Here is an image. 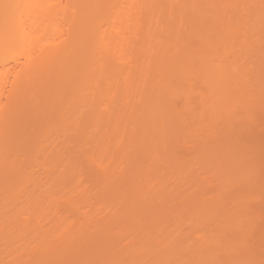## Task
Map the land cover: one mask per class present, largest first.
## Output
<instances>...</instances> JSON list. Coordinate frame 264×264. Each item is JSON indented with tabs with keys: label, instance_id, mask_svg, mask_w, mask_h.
<instances>
[{
	"label": "bare ground",
	"instance_id": "bare-ground-1",
	"mask_svg": "<svg viewBox=\"0 0 264 264\" xmlns=\"http://www.w3.org/2000/svg\"><path fill=\"white\" fill-rule=\"evenodd\" d=\"M25 1L28 2L29 0H24V1L0 0V59L5 56L4 53L7 51L8 48H10L14 44L16 37L18 39V37L21 35L20 33H22V36L25 35V37H27L28 39L30 38V35H28L27 32H24L26 31L25 29L22 28L21 30L20 28L19 30L17 23L19 20V16L22 15L20 13H17V8H16L17 3L18 4H20L21 2L26 3ZM34 1L38 2L40 0H34ZM45 1H46L45 4H47L49 1L52 4L53 0H48V1L45 0ZM45 1L43 0V2ZM69 1L72 5L68 2V4H65V6L66 5H68V7L69 5L73 7L75 6L74 9H77V11H75L77 13H73V14L75 15L82 14L83 16L87 15V13L89 14V16L87 15V17H82L81 15L82 19H80V17L76 15L75 18L78 16L79 20L78 22L76 21L77 18L74 20L77 22L78 28L77 27L76 28L78 29V31L80 29L85 30L84 38L81 36H80L81 38H78L77 35L76 38H78V40L76 39L77 41L76 42L74 41V43L70 42V45L68 43L67 45L68 49H66L65 46L63 45L65 48V49L63 48V50L66 52L69 51L68 53L63 51L64 56L63 54H60V52L58 51L59 47L57 46L59 44L56 46H52L54 43L51 45L47 43V46L49 47H46L37 57L28 58L27 60L28 62H26L24 68L22 69L23 71L21 70L19 72L20 76L18 77L17 75L18 81L16 79L17 83L15 82L16 89H13V94L15 93L17 94L15 95L12 94L14 96V99L23 100L22 101L23 104L28 103L27 101H25V99L28 100L32 98L31 99L32 102H34L33 100H35L34 104L39 100L41 103L38 102L35 107L44 109V107L47 106L48 111L36 112V114L35 112L31 111L33 112L32 113L33 115L30 113V111H28L29 113L26 112L21 113L18 111L19 114L21 113L20 115L21 118L19 120L21 121V123L19 122V124H21L20 127L23 125L22 122H26L25 124H28L29 126L32 125L34 126L36 124L35 125L36 129L35 127L30 128L28 127V125H26L25 127V129L28 128L27 131L21 128L23 131H25V134L28 133L30 134V136H28L27 134L23 135L27 137L26 138L22 137L23 139H19V140L18 138H16L15 133L9 129L10 121L14 120L16 116L5 114L3 111H0V162L3 163V165L0 164V167L2 165L0 169L2 168L6 169L5 172L3 173L4 175H1L0 173L1 175L0 177L4 179L5 178L4 176H6L5 173L9 174L10 178H12L13 180L11 179L7 180L9 179L7 176L9 175L6 176L7 179L5 178V180L10 181V183H12V181L16 179L15 176L19 175V174L16 175L12 169L13 166L15 167L17 164L19 165L20 163V156H19L20 152L22 154L24 153L28 154L30 153V150L31 152L33 150L32 153L35 152L34 150H37L35 152L37 155H40V153L42 154L44 150L41 149L42 150L41 151L40 146L42 147L43 142L53 138L54 136L53 132L56 134V127H58L60 124L74 123L75 127L77 128L76 129L77 131L74 129V132L72 133L74 134L77 132V134H74L76 139L78 138L77 136L79 135L78 133H80L79 135L80 139H77L75 142L78 145H80L79 147L82 149L81 152L89 147L88 142H90L89 145L92 146L90 147L92 149L88 148L87 149L88 151L86 150L85 152H83L82 156L79 157L77 155L78 153H76L77 150L75 149V147H73L74 144H71L74 135H72L70 131L71 134H69L68 136L70 137L73 136L72 139L69 137L70 140L69 144H71V147L70 145L68 146L64 144L63 145L65 146V148L68 147L70 150H72L71 148H74L73 149L74 151L76 150L75 152L76 154L75 153L73 154V150L72 151L68 150L69 154L70 152H72L71 154L73 155L74 159L71 155H69V158L73 162L75 161L74 163L79 166L77 168L76 167L74 168V166L77 165L71 166L73 170L75 169L73 172L76 173V169H80L84 163L85 164L87 163V160L91 163L90 165V163L88 162L90 166H92V164L95 166V167L92 166V168L94 167L96 169L97 166L96 171L101 169L103 170L100 171L101 173L97 174V172L93 168L95 173L98 175V177L96 178L98 180L100 178V181H102L100 189L103 188L102 187L103 183H105V185L113 186V190L111 192L114 194V196L111 193L112 197L110 198L108 197L109 198L108 202L112 204L111 206L109 204V206L112 209H115V211H117L121 207H124L118 210L121 211V213L118 214V216L116 215L117 218L119 217L118 220L120 225L122 223L125 224L124 225L125 228L122 229L120 232L125 234L126 232H128L129 229H132V232L135 233V239L138 240L141 246L140 247L141 250L140 248H138L139 250L138 249L136 250L137 253H135V251L133 253V250L128 253L129 250L128 249L126 250L127 251L126 253L124 249H122L121 247V249L125 253L121 249H120L121 251L118 249H117L118 251H113V249L116 250L117 244H115L116 243L115 241L118 238H116L115 240L111 235H109L110 232L108 231L111 230L108 229V231H106L107 228L105 229L104 227L103 229H101L102 235H100L99 239L96 240L97 237H95L93 238L94 240L89 241L90 240L89 238L88 242H86L85 240H83L85 241V243L82 242V239L88 235L87 234L84 236V234H86L85 232L88 231L87 227H89L92 224L91 222L96 221V218L93 216V214L87 212L85 208V204L87 205V203H90L91 201L88 200L91 199L92 197L91 198L87 197L88 198L87 200L86 198L87 195L84 196V193H82L83 190L81 188V184H77L79 173L77 175V179L75 178L76 174L75 175L73 174L74 178L68 176H67L68 179L61 176L58 177L57 176L58 174H56L57 168L54 167L56 172L53 177L52 175L54 172L52 173V175L51 173L46 174L45 177L43 174L41 175L28 174L29 176L26 174L24 175L23 179L20 178L21 176L19 175L20 177L17 176L20 178V180L17 181V184L18 182L19 184L18 185L10 184V187L12 186L13 187L7 188L6 189L7 192L5 190H2V187H0L1 188L0 191L2 190L6 192V194L3 197H0V199L4 201L5 204L6 202L7 204L8 202H10L8 201L9 200L8 198H11L12 200L13 198L16 197L15 198L16 200L19 194L25 195L24 197H26L28 200L26 201L24 206L21 205L18 206L19 207L17 208L18 212L16 210L17 214H15V216L18 215L17 217L18 221L22 220V216H25L23 218L25 219V221L27 219L28 221L31 220V222H33L32 226H30V224L26 222L25 224L23 223L24 224L23 227L18 229L14 228L16 229V232L13 230V226L17 227L18 223L15 222H12L10 224L9 221L7 222L8 225L6 224L4 225L6 228L5 227L0 228L1 231H3V229H6L3 231L4 233L0 231V243L8 242L7 243L8 245L10 243L11 247L13 246L15 247L8 250L9 255L6 254L9 257H12L13 255V257L15 258V259L12 258L13 260L12 259L9 260L8 256L5 257L4 250L7 251V249L11 247L6 246L5 248V245L7 244L3 245L2 249L4 250L3 252L2 250L0 252V264H50L51 260L53 261L55 257L58 258V259L56 258L57 260L55 261H58L60 258L67 261V257L68 260L71 258L73 260V256H75L74 258L75 261L72 264H126L127 262L128 264H135L137 263L135 261H138L137 264L139 263L141 264L144 262H145L144 264H168L170 260H173V257L175 255H177L180 251H183V249H185L184 247H186V245L188 246L187 243L188 240L186 237H184V239L186 238L187 241L179 238V241H177L178 242L177 243L176 241L169 239L167 236L165 239V235L162 234L163 232L166 233L170 228V226L172 225V221H171L172 210L169 211L166 208H163L161 206L162 204H160L161 207L160 206L158 207L159 204L155 205L158 207V208L154 207L156 208V210L158 209V211L152 209L154 213L157 212L156 216L153 215L155 218L152 217V219L149 220L150 222L144 225L142 224L143 226L140 224V226L142 227L139 226V222L143 220V218H141L140 220L139 215L138 216L135 214L131 215L128 211L127 213L129 214L127 213L126 214L130 217H127V215H125L123 211L128 210L127 208L129 207V204L134 203L132 201L134 200L136 201L137 197H140L139 195H142L145 189L148 190L149 187L151 188V186L149 185L152 181H154L156 178L158 181L162 180L161 177L162 167H163L162 165L171 161L172 163H176V161L179 160L177 159V154H175L173 150L176 148L177 145L186 146L188 143L194 140L197 141L196 139L202 136L200 134H205L204 133L205 131H209L210 133L211 131L215 130V128L216 130L220 129L221 127L225 128L224 125H227V121L232 120L234 117L238 118V114L240 113L244 114L245 116L247 115V118L249 116L250 118H252L251 115L254 114L253 113L255 111L254 109L264 99V77L251 79L248 70L244 67H240L238 61L240 58L247 55L248 50H251L249 48L251 47L250 45L251 43L249 42L251 40H248V43H246L244 42V40H242L243 38L241 39V36L246 37L247 36L246 34H249L251 36L249 38H252L253 36H256L258 32L261 33L262 26L259 25L263 24L264 22L260 24L258 23L260 22V20L264 21L263 19L264 10L258 8L255 9V5H256L255 3H257L258 1L264 3V0L263 1L261 0H74V1L69 0ZM38 4L39 3L35 4L34 7ZM56 4L59 5L60 3L57 2ZM57 5L54 6L57 7ZM251 5H253L254 9L253 11L252 9L251 10L248 9L249 10L248 11L247 8L249 7L251 8ZM52 6L53 4L49 6L50 9L52 8ZM59 6L58 8H60ZM65 6H63V8H65ZM36 8L39 7L36 6L34 8L35 11ZM71 8L72 7H70L69 11L71 10ZM53 9L56 8H52V10ZM66 11H68V9ZM247 11L250 13V15ZM40 13L44 14L43 11L42 12L40 11ZM69 14H67L66 16H68ZM72 15L70 16L71 20H73L74 18ZM21 17L22 16H20V20H19L20 22L22 19ZM247 17H249L250 23L246 22V19H248ZM13 26L15 27L17 26V28ZM258 26L261 27V29H259ZM13 30L15 32L18 30V33L17 32L14 33ZM243 34H245L246 36ZM71 35H73V33ZM69 39L71 40V38ZM71 44L72 46L74 45L75 47H72ZM56 53H59L60 55L59 54L56 55ZM58 55L62 58L58 59ZM229 56H231V58H229ZM115 63H117V66L118 65L119 66L116 67ZM74 66L76 67V71H75L76 76H73L70 73ZM70 76L73 78L68 79L70 78ZM40 77H43V79H41ZM62 77H65V79L67 78L68 81L73 79V81L68 83L65 82L66 84H62V81H60V78ZM38 78L39 80H36ZM44 78L48 82V84L46 83L47 89H45L44 87L46 84L45 83H44L45 85L43 84L44 82L43 80H45ZM36 81H39L40 85L42 83L41 87ZM36 84L39 86H37ZM64 85L66 86L64 87ZM198 86H202L204 89L202 91H198ZM36 87H40L41 90H39V88L37 89ZM61 87H63L64 90H62ZM34 88H36L38 92L37 90L35 91ZM70 88L72 89L70 90ZM61 90L63 91V93H66L68 90L69 95L68 94L67 96L65 95L66 97H70V94L76 91L77 98L74 97L75 93L73 94V96H71L75 98V99L71 98V100L74 99V101H70L69 98H66L64 96L65 97L64 99H66L67 101L66 103L65 100L61 99V97H63V93H61ZM73 90L75 91L72 92ZM35 92L37 94L39 93L40 95L39 94L37 95ZM41 92L43 93L42 96H41L42 94ZM47 92L49 93L50 97H51L50 93L53 96L56 94L55 97L56 96L58 97L61 94L62 96H59L60 102L58 101V99L56 101L55 97H52V102L53 101L54 102L51 103L50 102L51 99L50 97L48 98ZM58 92H60V94H58ZM32 93L33 95H31ZM115 93L116 94L118 93V96L121 98V102L119 100L120 103L116 98L114 99H116L117 101L116 102L113 101L112 98L114 97ZM44 94L45 95L47 94V97ZM197 94H199L201 97V102H200L201 104L198 106L195 105L193 102V97L194 95ZM21 95L25 98L22 99ZM40 97H42L43 99ZM174 97L183 98L182 100L184 101L183 102L184 105H182V107L179 106V108L169 107V109H166L164 105H166L167 107L168 104L166 102L169 103L170 100L173 102L174 99L172 100V98ZM44 98H47L48 101L45 100ZM168 99L170 100L168 101ZM105 101L108 102L106 103ZM62 102L64 103L65 106L68 107L71 106L69 102L70 103L74 102L75 104L77 102L76 106L74 105L77 109V112L74 111L75 114L73 115L72 114L69 115L70 113H64L65 115L63 117L61 116L62 119L56 117L57 116L56 113L53 114L51 110L56 109L55 106L53 105L55 104L62 105L63 104ZM48 103H50L51 105ZM106 104L108 105L106 106ZM64 105L62 106L64 107ZM27 106L28 105H26V107ZM49 106L53 108L50 109ZM84 107L86 108L89 107L88 110L93 109V111L90 113H85L83 112V110H81L82 108L84 109ZM59 109H57L58 112ZM97 109H99V111ZM101 109H103L104 112H102ZM105 111H107V113ZM60 112L63 111L60 109ZM52 116H54V119H56L54 121L55 123L52 122L57 125V126L55 125L56 126L55 128L53 127L55 130L52 128L54 124L51 125L52 123H50V121L53 118L49 120L47 119V118H51ZM40 117L43 118L41 119ZM39 118L41 120L43 119L44 120L39 122L37 121L40 120ZM44 121L46 122L48 121L47 123L50 124H47ZM25 124L22 127H24ZM220 124H224V125H222L221 127L219 126L220 128H218L217 126ZM37 125L41 127H38ZM48 125H51V128ZM228 126H231L230 128H232L231 124L227 125L226 128H229ZM45 127H49L48 130L52 132L53 136L50 134L51 132H48V130ZM38 128L41 129L37 130ZM43 128L46 129L47 131L44 130ZM33 130H37L38 132L37 131L34 132ZM41 131L43 132L46 131L47 133L46 132L44 133H46L47 135L49 134L48 136L46 135L48 137L46 138L47 140L43 141L41 139L40 140L37 139L40 142H38L37 140L33 141L35 138L33 139V137H31L33 135L31 134H35L37 132L36 135L42 138V135L38 134L41 133ZM4 134L6 136H4ZM32 142L34 147L31 148ZM36 144H40V146L38 145L39 146L38 147ZM50 144L49 147L53 146L55 148L53 143L52 145ZM63 145L61 143L60 147ZM112 145H114L115 147L118 146V148H116L117 150L119 149L120 146L122 147L121 151L118 150L120 151V153L116 154V155L119 154L118 155L119 157L118 156H117L118 158L113 157V160L112 157L110 158L111 154L109 153L110 152L109 147H112ZM172 145L174 148L172 147ZM47 146L48 144L44 148L43 147L42 148L48 149ZM57 148L59 149V147ZM112 150L114 149L112 148L111 151ZM176 150L175 151L178 152V149ZM66 153L67 152H65L64 157H66V155L68 157V154ZM15 156L19 158V160L15 161L13 159L16 158ZM49 157L50 159H54L53 157L51 158V156ZM42 158L44 159V156ZM69 158H68L69 161L66 159L67 160L66 164L67 162H69V164L73 163ZM114 158L117 160H114ZM34 159L35 160L37 159L36 162H38L39 164L40 163L42 164V161H44V160L38 161L37 157H34ZM50 161H51L50 164L49 162L45 163V167L48 168V166L51 165V167H49L51 171L52 166L53 165L55 166V164H53L54 161L52 160ZM122 163L124 164L127 163L128 165L126 164V166H128L129 168L126 169V167L124 166L123 167L124 169L122 170V167L120 165ZM4 164L6 165L9 164V167L8 166L6 167ZM20 165L18 167L16 166V168H18L19 170H20ZM118 165H120L119 166L120 171L115 170V167H117ZM68 167L67 169H69ZM9 169L12 171L6 172ZM70 171L71 170H69V172ZM73 172L71 171L69 176H72ZM254 173L252 172V174ZM96 174H94V176ZM224 176L227 179V175L225 174ZM233 176H230V178ZM255 178L256 176L254 177H251V175L250 177L244 176V179H246L249 182L251 181L254 182V180L256 182ZM237 180L240 181V179ZM145 183H147L146 185L149 184L148 185L149 187L148 186L146 187ZM157 184H159V182ZM228 184L226 182V185ZM17 186L19 188L15 189ZM232 187L233 186H231V188ZM256 188L257 187H255V189ZM107 189L108 188H106V191ZM155 189H157V187ZM155 189L153 188V190ZM235 189L232 191L233 193L234 191L237 192V190ZM108 190H110V188ZM151 190L152 189H150V191ZM256 190L257 191L254 192L251 190L253 194L251 193L249 194V196L248 194L246 195V192H243V194L245 193L244 196L246 195L245 197L247 199L249 198L251 199L253 197L262 198V195L264 193H261V191L264 192V188L260 189L259 191V186H258V189ZM2 191L0 192V194H2ZM230 192L231 190H229L228 195L230 194ZM145 193H148V191ZM234 194L237 195V193ZM243 194H241V196L237 195L234 198L237 199L242 197V201H245V199H243L244 196H242ZM223 199L225 198H222V200ZM99 200L100 199L98 200L96 199L97 204L99 202L102 203V201ZM215 200L216 199H214L213 202L210 201L207 206L202 208L203 210L205 209L206 212L208 211L207 213L210 214L211 217H213L212 215H215L216 217L217 216L216 214H218L217 209H219L218 207L220 205L221 200H219L218 198L217 201ZM61 201H63L64 203L66 202L65 204L69 205V207H71L75 212H77L78 215H77V220H75V222L70 223V221H68L67 218L63 217L62 214L58 213L57 210H59L58 207H60L58 205H60L59 202ZM223 201L222 204L224 205L225 202ZM238 201L239 199L237 200V202ZM205 202H203L204 205L207 204V202L206 204ZM120 203H122L123 205ZM1 204L2 203H0V208L2 207L4 210L5 205L2 204L1 206ZM119 205L122 206L119 207ZM242 205L245 208H242L241 205L239 206L243 210H245L246 206L244 205L246 204L243 203ZM117 206L119 207L118 209H116ZM240 207H238V209L240 210H238V212H235L234 214H233L234 211L232 213L228 212L229 214L227 213V215L221 213L222 216L226 215L227 217L225 216L224 219L222 220L223 217L221 218V216H219L222 221L220 224L217 223L220 226L219 227L220 231H222V229L223 230L226 229L225 231L228 232V230L231 229L229 228L231 226L235 227V226H239L240 224L247 225V223L249 225L246 226L245 228L251 227L250 229H252L253 227L252 225L254 221L253 219H255L254 224L257 220V218H255V216L257 215L256 211H252L254 209L252 210L249 209L247 211L246 209L244 213H240L242 212ZM192 210L194 211V209ZM198 210L199 209H197V211ZM200 212L201 211L199 210L198 213L200 214ZM223 212H225V210ZM207 213L204 214L206 215ZM203 216L204 215H202L201 217ZM204 217L206 218V216ZM125 219L127 220L128 224H126L127 222L126 223L123 222ZM219 220L220 219L218 218V221ZM208 221L209 219L207 220V222ZM250 221H252L251 226H250ZM142 222H144V220ZM95 224L96 223H94L93 225ZM210 224H212V222ZM97 226H100V224H98ZM195 227L192 228L195 229ZM8 229L9 230L12 229L14 232L11 230L13 232L11 233V231H9ZM107 232L109 234H106ZM58 233H60V236L62 237H61V243L60 240L58 239L60 245L59 243H57L58 241L56 242L58 245L57 247H59L60 251L58 250V252H56L57 255L55 254L56 255L55 257H51L52 254L48 250L49 255L48 253L45 254L46 256L41 254V257L43 255L42 257L43 260L40 259L41 257L37 253L36 254L39 256L36 257V254L32 255L33 259L31 258V260L28 261L27 260L25 261V259L17 260L18 253H21L20 251H23L22 249L25 250L27 249V247L30 248L35 245L36 241L39 242L44 237L47 239L49 237L50 238L54 237L55 234ZM156 235L160 237L163 236L162 241L161 239H159L160 241L156 242L155 240H158L155 239ZM121 236L123 235L121 234ZM235 238L233 239L234 240L238 239L237 237ZM47 239L44 240L47 241ZM233 239L230 240L232 241ZM241 239L238 240L241 241ZM169 240L171 245L170 244L168 245ZM230 240L228 241L231 242ZM244 240H246V237L244 238ZM93 241L94 244L91 243ZM171 241L175 242L176 244L175 243L172 244L173 242ZM239 241L238 242L236 241L235 244L233 243L234 245L232 244V246L230 245L227 247L226 245H223L226 246L227 248H223L221 243L220 245L222 246L223 249H221L220 251L217 249L218 248L217 246H216L217 248L214 247L216 250H218L217 252L216 251L212 252L213 249L210 251L205 250L206 254L207 252L208 253L210 252V254L209 255L207 254V256L203 258V260L201 259L203 261L202 264H217L218 263L217 261H219V259L222 260V258L225 257L226 254L232 255L235 252L237 246H238L237 248L239 249L241 247L247 246V248H243V249H246V251L252 253L251 251H253L254 249L251 248L250 250H247L248 245H245L246 241L244 242V244L241 241L243 245L239 243ZM80 242L86 244V246L84 245L86 248H83L84 246H82L83 245L82 243H81L82 245L79 244ZM89 242L91 244L90 248L91 249L93 248L92 250L89 249L90 251L88 250L89 246L87 245V243L89 244ZM155 242L157 243L158 247L165 245L164 248H166L168 246L167 251L169 250V248L172 249L173 247L172 250L173 253L171 252L169 253L170 255L166 256V254L160 252L163 253L164 255L160 254V256L163 257H158L159 255L155 253V251L158 250V247L155 244ZM222 242L224 243V241ZM32 243L34 245L30 246ZM45 243L48 244L49 242L48 243L45 242ZM45 243L43 245H46ZM56 243L51 245L50 248L51 251H55L54 248L56 247L54 246H56L55 245ZM39 245H41V243ZM80 245L82 246L81 248H83L82 250L86 249L87 251H89L87 252L88 254H85L86 251H83L84 254L80 253L82 250L75 251V249H80L77 248ZM1 246L2 244H0V247ZM119 246L120 244L118 245V247ZM243 251L244 250L236 251V253L238 254L236 253L235 254L238 255L237 256L238 258H236L235 254L230 256V258L227 257L228 260L226 261H228V263L226 264H249L250 260L247 259L249 253H247V255L243 254L244 259L248 260L249 263H247L248 261L241 259L239 257V255L242 254L241 252ZM76 252H79V254ZM122 252L125 255L127 254L126 257L124 254H122ZM153 252L154 254H156L155 255L156 257L154 258L157 257L158 258L155 260L154 258L151 257L152 259H154V261L150 260L151 263H146V261L144 260H146V258H149L150 254L151 253L153 254ZM1 253H2V258L4 259L7 258L10 263L1 260L2 259ZM69 253L75 255L69 257L67 255ZM58 254H60V257H58ZM80 254H83L82 257L84 258L81 257L80 260H77V258L80 257ZM130 256L134 258H130ZM128 258L130 259L127 261ZM131 259L134 262L133 261H131L132 263L129 262ZM64 260L62 262H65ZM196 260L195 261L193 260L195 263L192 261L193 263L191 262L188 264H197V263L201 264L200 263L201 261L197 262ZM242 260L244 261V263L242 262ZM221 262L222 261H220L218 264H223ZM261 262L262 261L260 260L259 264H261ZM256 263L258 264V262L255 261V264ZM262 264H264V261L262 262Z\"/></svg>",
	"mask_w": 264,
	"mask_h": 264
},
{
	"label": "rangeland",
	"instance_id": "rangeland-1",
	"mask_svg": "<svg viewBox=\"0 0 264 264\" xmlns=\"http://www.w3.org/2000/svg\"><path fill=\"white\" fill-rule=\"evenodd\" d=\"M72 1H74V0H72ZM261 1H263V0H261ZM57 2L60 3L59 4L60 6L56 4ZM68 2L70 3L69 0H53L52 1L53 6L54 5H57V7L56 6H54V7L52 6V8H56V9H53V10H52V8L50 9V7H49L50 5H52L50 1L48 2L49 4L48 3L45 4L46 1L43 2V0H42V2H41V0L38 1V2H36L34 0H29L26 3H24V2L23 3L21 2L20 4L17 3V7H16L17 8V13L22 14V15H20V16H22L21 17L22 18L21 19V22L19 21L20 20V16H19L18 22L16 21L18 23V28H19V30H20V28H21V30H22V28L25 29L26 31H24V30L23 31L24 32H27L28 35H30V38L28 39L27 37H25V35L22 36V33H20L21 35L18 37V39L16 37V40H15L14 44L10 48H8L7 51L4 53L5 54V56H4L5 58L3 57V58H1L2 60L0 59V111H3L5 114H10V115L16 116L15 117L16 119L14 118V120H11L10 121L9 129L15 133V136H16V138H18V140L19 139H23L22 137H25L23 135H26L27 134L28 136H30V134H28V133L25 134V131H23L25 129L26 125H28V124H25L26 122H22L23 125L25 124V126L22 127L23 126L22 125L20 127L21 124H19V122L21 123V121H19V120L21 118V116H20L21 113L22 112L29 113L28 111H30L31 114L33 112H35V114H36V112H46V111H48V109H47V106L46 107L42 106V107H44V109L35 107L37 105V103L40 102L38 100L39 98L36 99L38 101L35 104H34L35 100H33L34 102H32V100H31L32 98L31 99H28V100L25 99V101H27L28 103L30 102L29 104L28 103H26V104L24 103L25 105L22 102L23 100H21L19 98L18 99L20 101L14 99V96L13 95L17 94V93H15V91H14L15 94H13V89H16L15 82L17 83V81H18L17 75H18V77L20 76L19 75L20 74L19 72L24 68V65L26 64V62H28L27 61L28 58H30V57H37L46 47H49V46H47V43L50 44V45L54 43L52 46H56V45L59 44L57 46V47H59L58 51L60 52V54H63L64 52H66V51L63 50L64 46H65L66 49H68V47H67L68 43L70 45V42L71 43L72 42L74 43V41L76 42L78 40V38H81V37L84 38L85 30H83V29L81 30L80 29L78 31V29H77L78 28L77 27V22L79 20V17H80V19H82L81 18V15L82 14L81 15L76 14L79 17L78 16L76 17L77 18V20H76L77 22L74 21L76 19L75 18L76 15L73 14V13H77V12H75V11H77V9H74L75 6L74 7L73 6H70V5H69V7H68V5L65 6V4H68ZM37 3H39L40 5L39 4H38L39 6L36 5L39 8H36V11H35L34 8L36 6L34 7V5L37 4ZM255 4H253V5H255V9L258 8V9H263L264 10V3H261V2L258 1ZM253 5H251V8L250 7L247 8V10L248 9L249 10L252 9V11H253V9H254L253 8ZM40 6H43V7H40ZM58 6L60 8H58ZM63 6H65V8H63ZM70 7H72L71 10L74 11V12H72L71 10L69 11ZM67 9H68V11H66ZM40 11L41 12L43 11L44 14L40 13ZM65 11H66V13H65ZM15 12H16V10H15ZM68 12L71 15L73 14L72 15L74 17L73 20L70 19L71 18L70 17L71 15ZM67 14H69V15L66 16ZM87 15L89 16L88 13H87ZM87 15H84V16L82 15V17H87ZM249 15H250V13H249ZM247 18L248 19H246V22H249L250 23L249 17H247ZM22 20H23V22H22ZM263 22H264L263 20H260V22L258 24L263 23ZM259 26H262V30L263 31L261 30V33L258 32L256 36H253L254 39H253V37L252 38H249V37H251L249 34H246L247 36L245 34H243L246 37L240 35L241 36V39L243 38L242 40H244V42H246V43H248V40H251V41H249L251 43L250 44L251 47H249L251 50H248L247 51V55H245L244 57L240 58L239 61H238L240 67H244V68H246L248 70V73H250L251 79L252 78L257 79V78H260V77H264V34H263V32H264V23L263 24H260ZM13 27H15V26H13ZM13 27H12V29H13ZM15 28H17V26ZM259 29H261V27H259ZM16 32L18 33V30ZM16 32L14 31V33H16ZM72 33H73V35H71ZM77 35H78V38H76ZM69 38H71V40ZM252 39H253V41H252ZM50 42H52V43H50ZM64 42H67V43H64ZM61 45L62 46L64 45V46L62 47ZM250 45H248V46H250ZM71 46H72V44H71ZM72 47H75V46L73 45ZM68 52L69 51H67L66 53H68ZM57 54H59V53H56V55ZM59 55H58V59L59 58L61 59L62 57H60ZM63 56H64V54H63ZM229 58H231V56H229ZM115 64H116V67L119 66V65L117 66V63H115ZM75 71H76V67L74 66L70 73L73 76H76V72ZM71 76L68 79L73 78ZM43 77H40V78L43 79ZM16 79H17V81H16ZM63 79H64V81H63ZM68 79L67 78L65 79V77H62V78H60V81H62V84H66L68 82L73 81V79L72 80H69V81H68ZM36 80H39V78L36 79ZM43 81H42L43 84L44 83L45 84L46 83L48 84V82L46 81V79L43 80ZM36 82L40 85L39 81H36ZM47 84L45 86L43 85L45 87V89H47L46 88ZM39 85H37V86H39ZM41 85H42V83H41ZM41 85H40V87H41ZM14 86H15V88H14ZM65 86L66 85H64V87ZM40 87H36V88L37 89L39 88V90H41ZM36 88H34L35 91L37 90ZM61 88H62V90H64L63 87H61ZM71 89L72 88H70V90ZM203 89L204 88L202 86H198V91H202ZM62 90H61V93H63ZM74 91L75 90H73L72 92H74ZM37 92H38V90H37ZM43 93H44V90H43ZM43 93L41 94V96L43 95ZM68 93L69 92L67 90L66 93H63V97H61V99L62 100H65L66 103H67V101L64 98L67 96ZM74 93H71L70 94V97H66V98H69L70 101H74V99H75L74 97L77 98L76 91ZM47 94H48V98H49L50 97L49 96V93L47 92ZM47 94L46 95L44 94V95L47 97ZM58 94H60V92H58ZM73 94H74V97H71V96H73ZM27 95H26V97H27ZM31 95H33V93ZM50 95H51V97H50L51 101L50 100L49 101L51 103H53L54 101L52 102V97H55L56 94L53 96L50 93ZM59 96H62V95L60 94ZM59 96L58 97L56 96L55 97L56 99L55 98L54 99L56 101L58 99V101H59V98H60ZM23 98H25V97L22 96V99ZM40 98H42V97H40ZM71 98H74V99L71 100ZM114 98L118 99V102H119V100L121 102V98L118 96V93L117 94L115 93L114 94V97L112 98L113 101L116 102L117 100L114 99ZM44 99L47 100V98H44ZM182 99L183 98H180V97L179 98L178 97H174V98H172L173 102L170 99H168V101L169 100L170 101H169V103L166 102L168 104L167 107H166V105H164V104L163 105L165 106L166 109H169V107L170 108L171 107H178L179 108V106L182 107V105H184V103H183L184 101ZM14 100H16V101H14ZM108 101H109V99H108ZM108 101H105V102L107 103ZM193 102L197 106L201 104L200 103L201 102V97H200L199 94L194 95ZM72 103H74V102H72ZM72 103L69 102V104H71L70 107L65 106L64 103L62 104V105H64V107L62 105H60V104L59 105H56V104L53 105L52 104L53 106H55L56 109H52L53 107H50V106L49 107H50V109H52L51 111L53 112V114L56 113V115H57V116L55 115L56 117L62 119V117L65 115L64 113H70L69 115H71V114L73 115V114H75V112H77V109L75 107L76 104H77V102H76V104L75 103L72 104ZM48 104H50V103H48ZM169 104H170V106H169ZM26 105H28L29 107L28 106L26 107ZM85 105H83V106H85ZM107 105L108 104H106V106ZM104 106H105V104H104ZM86 107H84V109L82 108L81 110H83V112H85V113H90V112L93 111V109L92 110H88L89 107L88 108H86ZM59 108L63 112H60V109ZM45 109H47V110H45ZM57 109H59V112L57 111ZM86 109H87V111H86ZM97 110L99 111V109H97ZM254 110H255L253 112L254 114L251 115L252 118H250V116L247 118V115L245 116L244 114L240 113V114H238V118L237 117H234L232 120L227 121V125H230L231 124L232 125V128H230L231 126H228L229 128H226L227 125L220 124V125L217 126L218 128H220L222 125H224L225 128H222L221 127L218 130H216V128H215L216 131L213 130L210 133H209V131H205L204 132L205 134H200L202 136L199 137V138H197L196 139L197 141L194 140L195 142L192 141V142L188 143L186 146H183V145H179L178 146L177 145L178 147L176 146V148L173 149L174 147L172 145V147H173L172 149L174 150L175 154H177V159H179V160L176 161V163H172V161H171V162H168V163L162 165L163 166L162 167V173H161L162 174L161 175L162 180L161 181H158L157 178H156L154 181H152L150 183V185L148 184L149 186H151V188L148 185H146L147 183H145L146 187L147 186L149 187L148 190L145 189L144 193H142V195H139L140 197H137V200L136 201L135 200L132 201L134 203L129 204V207L127 208L128 210L122 209V210H124L123 212L125 213V215H127V214L130 213L131 215H133V214H135L137 216L139 215L140 218L139 217L138 218L140 220H141V218H143L144 222H142L143 220H141L140 221L141 223L139 222V226H140V224L141 225L142 224L144 225V224L149 223L150 222L149 220L152 219V217L156 216V213L157 212L154 213L153 210L158 211V209L156 210V208H158L160 206V204H162L161 206L163 208H166L169 211L172 210L173 217L171 215V221H172V225L171 226H173V227L170 226V228L168 229V231L166 233L163 232L162 234L165 235V239H166V236H167L169 239L174 240L176 242L179 241V238L184 239V237H186L187 240H188V242H187L188 243V246L186 245V247H184L185 249H183V251H180L177 255H175L173 257V260H170V262L168 264H188V263H191L193 260L195 261L196 259H197L196 260L197 262L198 261L199 262L201 261L200 263L202 264L203 263V261H202L203 258H205V256H207V254L208 255L210 254V252L209 253L207 252L208 250L210 251V250L213 249L212 252H215V251L217 252L218 250L220 251L221 249L227 248L230 245L232 246L233 243L235 244V242L236 241L238 242L241 238H242L241 241H242L243 244L246 241L245 242L246 243L245 245H248V249L247 250H250L251 248H253L254 250L252 249L253 250V251H251L252 253H249L248 251H246V249H243V248H247V246L241 247L240 249L237 248L238 247L237 246L235 252L233 251L234 252L233 254H235L236 251L244 250L243 252H241L242 254L239 253L240 254L239 257L241 259H244V255H247V253H249L247 259L250 260V263H249L248 260L244 259V260L248 261L247 263H249V264H255V261H256L259 264V261L260 260L262 262L264 261V260H262V259H264V194L262 195V198L260 197L261 199L258 198V197H256V198L253 197L251 199L250 198L247 199L245 197L247 194L249 196V194H251L252 191L253 192L254 191H257L256 189H258V186H259V191H260V189H263L264 188V99L262 100L261 103L258 104V106ZM18 111L21 112V113L19 114ZM31 111H33V112H31ZM101 111L104 112L103 109H101ZM105 112L107 113V111H105ZM49 115H50V113H49ZM253 115H254V118H253ZM25 116H27V115H25ZM47 117H48V115H47ZM41 119L40 120H37V121L40 122V121H43L44 120V119L43 120H41ZM47 119L48 120L49 119H52L50 121V123H52V122H54L56 120V119H54V116H52L51 118H47ZM250 119H252V120H250ZM29 120H31V119H29ZM44 122L47 123L48 121L47 122L44 121ZM50 123H47V124H50ZM54 123H52L51 125H53ZM56 123H59V122H56ZM35 125L34 126L33 125L32 126H29L28 125V127H30V128L33 127L34 128ZM51 125H48V126L51 128ZM55 125L56 124H54V126H52V128L53 127L55 128L57 126V125L56 126ZM38 127H41V126H38ZM49 127H45V128L48 130ZM21 128H23V130ZM35 129H36V127H35ZM39 129H41V128H38L37 130H39ZM46 129H44V130H46ZM74 129L75 130L77 129L75 127L74 123L73 124L72 123L71 124H66V123L65 124H60L58 127H56V134L53 132L54 136L52 135V132L48 130V132H51L50 134L53 136V138H51L50 140H47L46 139V138H48L47 136L49 135V134L48 135L46 134L47 133L46 132L47 130L44 131L46 133H44L43 131H41V133H38V134H41L42 135V138H40V137H38L36 135L37 132H38L37 130H33L34 132L37 131L35 134H31V135H33L31 137H33V139L35 138L33 141H36L37 139L38 140L41 139L43 141L44 140H47V141H45L46 143L43 142L42 147L44 148L48 144V146H47L48 149L47 148L43 149L40 146V144H36L37 146L39 145L40 146V150L41 149L44 150L45 153L43 152L41 154L40 153V150H39L40 155H37L35 153L37 150H34L35 151L34 153H32L33 150H32V152L30 150V153H28L29 151L26 152L28 154H25L24 152H23L24 154H22L21 152L20 153L18 152L19 153V156H20V163H21V165L19 163L20 170L18 168H16V166L18 164L17 165L15 164L16 166L15 167L13 166V169L12 170L14 171V173L16 175L19 174L21 177L19 175H17V176H19L22 179H23L24 175H26V174L27 175L28 174L29 175H36V174L37 175H41V174H43L44 177H45L46 174H50L51 173V175H52V173L54 172L53 175H52V177H53L54 174H55V172H56L55 171V168H57L56 174H58L57 175L58 177L61 176V177L67 178V176H68V177H71V178L73 177L74 178V175L76 174L75 175L76 176L75 178L77 179V175L79 173V175H78V181L79 182L77 181V184H81V188L83 190L82 193H84V196L87 195L86 198L87 197L88 198H91L92 197L89 200L87 198V200L88 201H91V202L90 203H87V205L85 204L86 211L89 212V213H92L93 216L96 218V221H98V222H96V221L91 222L92 223L90 225L91 227L90 226L87 227L88 231L86 229L87 232H85L86 234H84V236L87 235V234L88 235L85 236V238L82 239V242H84V243H85V241L88 242V239L89 238H90L89 241L94 240L93 238H95V237H97L96 240L99 239L100 238V235H102V233H101L102 230L101 229H103V227H104L105 229L107 228L106 231H108V229L111 230V231H108V232H110V234L108 232L106 234L111 235L115 240H116V238H118L115 241L116 242L115 244H117L116 250L113 249V251H118L122 247V249H124V251L126 253H127L126 250H128V249H129L128 250V253L131 252L132 250H133V253H134V251H135V253H137L136 250L138 248H140L141 246H140L138 240L135 239V233L132 232V229H129L128 232H126L125 234H123V233L120 232L122 229L125 228L124 227L125 224L122 223L120 225L119 220H118L119 217L117 218L116 215L118 216V214L121 213V211H118V210H120L121 208H124V207H121L123 204L120 203V204H122V205H119V207H121V208H119L117 206L116 209H118V208L119 209L117 211H115V209H112L110 207L112 204H110V202H108L109 201L108 199L110 197H112V194H113L111 192L113 190V186L105 185V183H103L104 186H105V188H104V186L102 184V187L103 188L100 189L101 188L100 186H101V182L102 181H100V178L98 180L96 177H98L97 174L98 173H101L100 171L102 169L101 168H98V169H101V170H97L96 171L97 166H96V169H95L94 168L95 166L92 164V166H94L93 168L97 172V174H96L95 171H94V169L92 168V166H90L91 163L87 160V163L86 164L85 163L84 164L82 163L83 166L81 165L82 167L80 166L81 167L80 169H76V173L73 172L75 169L73 170V168H71V166H74V165H77V164H75L74 163L75 161L73 162L69 158V155H71L73 157V155L71 154L72 152H70V154H69V151L68 150H70V149L68 147H67L68 149L65 148L64 145H66V146L70 145V147H71V144H74V146L73 145L72 146L75 147V149L77 150V152H76V150L75 151L73 150L74 148H71V149L73 150V154L76 152V153H78L77 155L79 157L82 156L83 152H85L88 148L92 147V146L89 145L90 142H88V146L89 147L87 148V146H86L87 149L81 152L82 149L79 147L80 145H78L75 142L77 139H80V136H79L80 133H78L79 135H77L78 138L76 139V137H75L74 134H77V132L74 133V134L72 133V132H74ZM25 130L27 131L28 128H26ZM70 131H71L72 135H74V137L71 135L73 137V140H74V141L72 140L71 144H69L70 143V140H69V137L70 136H68L69 134H71ZM30 133H31V131H30ZM4 136H6V135L4 134ZM72 137H70V138L72 139ZM54 141H55V143H54ZM171 141H173V140H171ZM38 142H40V141H38ZM66 142H68V143H66ZM52 143L54 144L55 148L59 147V149L58 148L55 149L53 146L52 147L51 146L49 147V144L52 145ZM61 143H62V145L64 144L63 146H61L62 149L65 148V149H63L64 151L60 147ZM56 144L59 145V146H57ZM28 145H30V144H28ZM32 147H34L33 142H32L31 148ZM84 147H85V145H84ZM109 148H110L109 149L110 150L109 153L111 154L110 158L112 157V160H113V157L118 158L119 157L118 156L119 154L118 155H116V154L117 153H120L122 147L121 146L119 147L118 150H120V151H118L116 149V148H118V146L115 147L114 145H112V147H109ZM112 148L114 150L111 151ZM90 149H92V148H90ZM176 149H178V152H176L177 151ZM72 150H70V151H72ZM22 151H23V149H22ZM62 151H63V153H62ZM52 152H54V153H52ZM65 152H67L66 154H68V157L66 155L67 158L64 157ZM20 154H22V155H20ZM43 156H44V159L42 158ZM49 156H51V158L53 157L54 159H50ZM34 157H37L38 158V161L44 160L45 162L42 161V164L40 163L41 164L40 165L38 162H36L37 159L35 160ZM68 158L71 160V162H73L72 164L70 163L71 165L69 164V162H67L68 165L66 164V161L68 160ZM76 158H78V157H76ZM115 158H114V160H117ZM13 159L15 161L16 160H19V158H17V157L16 158H13ZM73 159H74V157H73ZM50 160H52V161L55 162V163L53 162V164H55V166L54 165L52 166V170L51 171H50V168H49V167H51V165L50 166L47 165L48 168L45 167V163L46 162H49V164H50V162H51ZM88 162L90 163V165H89ZM0 164L3 165V163H1V162H0ZM126 164L127 163L120 164L121 167H122V170L124 169L123 168L124 166L126 167V169L129 168L128 166H126ZM2 165H1V167H2ZM4 165L6 167L7 166L9 167V164H7V165L4 164ZM120 165H118L117 167H115V170L120 171V167H119ZM67 167L69 169H67ZM75 167L77 168L79 166L77 165V166H74V168ZM53 168H54V170H53ZM2 169H4V168H2ZM2 169H0V173H1V175H4L3 173L5 172L6 169H4V170H2ZM12 170L9 169L6 172H11ZM69 170H71L73 172L72 173V176H69L70 175V172H71V171L69 172ZM77 170H78V172H77ZM252 172L253 173L255 172V173L252 174ZM94 174H96L97 176L96 175L94 176ZM225 174L227 175V179L224 176ZM5 175L7 176L9 174H6L5 173ZM233 175H236L237 177L236 176H233ZM250 175H251V177L256 176V178H255L256 179V182H255V180H254V182L253 181L249 182L246 179H244V176L245 177H247V176L250 177ZM6 176H4V177L6 178ZM17 176H15V178H16L14 180L15 182L12 181V183H10V181H7V180H10V179L13 180L12 178H10V175L7 176L9 178V179L6 178L7 180H5V178L3 179V178L0 177L1 178L0 179V187H2V190H5L6 191V189L10 187V184L11 185L12 184L13 185L14 184H17V181L20 180V178L17 177ZM230 176H233V177H231L232 179L230 178ZM236 178L237 179H240V181H238ZM235 179H236L237 182L235 181ZM241 179H242V181H241ZM158 182H159V184H157ZM226 182H227V184L228 183L229 184L231 183L232 185L231 184L230 185L229 184L226 185ZM20 183H22V182H20ZM18 184H19V182H18ZM231 186H233V187L231 188ZM254 186L257 187V188L255 189ZM12 187H10V188H12ZM156 187H157V189H155ZM18 188L19 187L17 186L15 189H18ZM106 188H108V189L110 188V190L107 189V191H106ZM153 188L155 190H153ZM150 189H152V190L150 191ZM234 189L237 190V192L234 191V193H237V195H240V196H241V194H243V192H246V195L245 196H244L245 193L242 195V196H244L243 199H245V201H242V197H240V196H238V197L241 198V201H240V198H237V199L234 198V197L237 196V195H235L232 192ZM146 190L148 191V193H145V192H147ZM224 190L226 191L227 194L225 193ZM229 190H231V192L228 195ZM5 191H2V194L3 195L0 194V197H3L6 194L7 191L6 192ZM13 191H15V190H13ZM108 191H109V193H108ZM240 192H242V193H240ZM261 193H264V192L261 191ZM231 195H232V197H231ZM24 196H25L24 194L23 195L22 194H19L17 196V199L18 198L19 199L18 200L17 199L15 200V198H16L15 197V198L12 199L13 201L11 200V198H8L9 199L8 201H10V202L12 201L11 203L8 202V204H7V202L5 204V202L0 199V203H2L3 205H5L4 210H3L2 207H1L2 210L0 208V228L5 227L4 226L5 224L8 225L7 222H9V221H10V224L12 222L18 223L17 224V227H15V226L12 225L13 226V230L15 232H16V229L23 227L26 222L29 223L30 226H32V223L33 222H31V220H29L30 221L29 222L27 219H26V221H25V219H23L25 216H22V220H19V221L17 220L18 219L17 218L18 215L15 216V214H17V212H18V209H17V208H19L18 206H20V205L21 206H24L25 203H26V201L28 200ZM113 196H114V194H113ZM217 198L219 200H221L220 201V205L218 207L219 209L221 207V209L220 210L217 209L218 210L217 211L218 214L214 213V214L217 215L216 217H215V215H212L213 217H211L210 214L207 213L208 211L206 212V210L205 209L203 210L202 208L205 207V206H207L210 201L213 202L214 199H216L215 201H217ZM222 198H225L223 200H226V201H223ZM96 199L97 200L100 199L102 201V203L99 202L97 204ZM238 199H239V201L237 202ZM205 201L207 202V204H206ZM222 201L225 202L224 205L222 204ZM165 202H167L168 204L165 203ZM203 202H205L206 205H204ZM65 203L63 201L59 202L60 205H58V206H60V207H58L59 210H57V211H58V213L62 214L63 217L67 218L68 221H70V223H73V222H75V220H77V215L78 214L71 207H69V205H67ZM193 203L194 204L197 203V204L194 205ZM241 203L242 204L243 203L246 204L244 206H246L247 211L249 209H251V210L254 209L252 211H256V213H257V215L255 216V218H257V220H256V222L254 224L255 219H253L254 221H253V225H252L253 227H252V229H250L251 227L245 228L246 226L249 225L247 223V225L240 224L239 226H235V227L234 226H231V227H229V228H231V229H229L230 231L227 229L228 232L225 231L226 229L225 230L222 229V231H225V232L220 231V228H219L220 226L218 224H220L222 222L221 221V218L223 217L222 218V220H223L224 217L227 215L228 212L229 213H232L234 211L233 214L235 212H238V210H240V209H238V207H240L239 205H241L242 208H245V207H243V205ZM2 204H1V206H2ZM109 204H110V206H109ZM155 205H158V207L155 206ZM97 206H98V208H97ZM192 206H193V208H192ZM114 207H116V206H114ZM154 207H156V208H154ZM242 208H241L242 212L239 211L240 213H244V211L246 210V209L243 210ZM192 209H194V211ZM197 209H199L201 211L200 214L198 213L199 210L197 211ZM206 209H207V207H206ZM16 210H17V212H16ZM222 210L223 211L225 210V212H223ZM127 211L129 213H127ZM204 213H207V214L205 215ZM221 213L222 214L224 213L226 215L222 216ZM200 215L201 216L204 215V216H206V218L204 216L201 217ZM219 216H221V218ZM19 217H21V216H19ZM127 217H130V216L127 215ZM15 218H16V220H15ZM27 218H29V217H27ZM218 218L220 219L219 221H218ZM208 219H209V221L207 222ZM125 220L123 222L126 223L127 220L126 221ZM206 222H207V225H206ZM211 222H212V224H210ZM251 222L252 221H250V226H251ZM94 223H96V224L93 225ZM208 223H209V226H208ZM98 224H100V226H97ZM126 224H128V222ZM193 224L194 225L197 224V225H195L196 227ZM215 225H217L218 227L215 226ZM139 226H138V228H139ZM142 226H140V227H142ZM191 226L193 228L195 227V229H193ZM14 228H16V229H14ZM4 230H6V229H3V231ZM11 230H9V231H11ZM0 231H1V229H0ZM3 231H1V232H3ZM12 231H11V233L14 232V231L13 232ZM118 232L120 233V235H119ZM11 233H10V236H11ZM121 234L123 236H121ZM96 235H98V236H96ZM160 235H161V233H160ZM52 236H54V235H52ZM61 237L62 236H60V233H58V234H55L54 237H51V238L49 237L48 238L49 241L45 237L42 238L43 241H42V239L39 242L36 241V243H39V244L41 243V245L36 244V243L34 245L32 243L30 246H32V245H34V246H32L30 248L26 246L27 249H25V250L22 249L23 251H20L21 253H18V259L17 260H19V259L20 260L21 259H25V261L26 260L27 261L28 260H31V258L33 259L32 255H35L36 253L39 254L40 257H41V254H43V255L47 254L48 253V250L52 254L51 257H55L57 255L56 252H58V250H59V247H57L58 246L57 243H59V240H60V243H61ZM156 237H155V239H158V240H155L156 242L160 241L159 239H161V241L163 239L162 238L163 236L160 237V236H157L156 235ZM235 237H237L239 240L238 239L237 240H234L233 238H235ZM245 237H246V240H244ZM186 238L184 239L185 241H187ZM44 239H47V241L44 240ZM165 239H164V241H165ZM230 239H233V240L231 241ZM83 240H85V241H83ZM228 240H230L231 242H229ZM164 241H163V243H164ZM222 241H224V243ZM241 241H239V243H241ZM45 242H47V243L49 242V243L46 244ZM82 242H80L79 244H81ZM156 242H155V244L157 245ZM171 242H173V241H171ZM7 243L8 242H6V243H4V242L0 243V244H2V246L0 247L1 248L0 249V252H1V250L3 252L4 249H2V247H3V245H5ZM44 243L46 245H43ZM54 243H56L55 244L56 246H54V247H56V248H54L55 251H51V249H50L51 248V245H53ZM60 243H59V245H60ZM84 243H82L83 245L82 244L81 245L82 246H84V245L86 246V244H84ZM91 243L94 244V241L91 242ZM174 243L175 242H173L172 244H174ZM221 243H222V246L223 245H226L227 247L226 246H223V248H222V246L220 245ZM93 244H92V247H93ZM119 244H120V246H119L120 248L118 247ZM160 244H162V243H160ZM169 244H170V240H169L168 245ZM10 245H11L10 243H9V245L8 244L5 245V248H6V246L11 247ZM81 245L77 247V248H80V249H75V251L76 250L81 251L83 248H86L85 246L83 248H81L82 247ZM87 245L89 246V247L87 246L88 247V250L89 249L90 250L93 249V248L92 249L90 248V246H91L90 242H89V244L87 243ZM162 246L158 247V245H157L158 250H156V251H158V252L155 251V253L157 255H159L158 257H163V256H160V254H163V253L166 254V256L167 255H170L169 253H171V252L173 253V251H172L173 250V247H172V249L169 248V250H168L169 252H168L167 251L168 246L166 248H164L165 245H162ZM13 247L8 248L7 251L4 250L5 251L4 252L5 253V257H7L9 255L8 254V252H9L8 250L12 249ZM214 247L217 248L218 250H216ZM209 248H211V249H209ZM155 249H157V248H155ZM140 250H141V248H140ZM205 250H207L206 251L207 254L205 253ZM83 251H86L85 254H88L87 252H89V251H87L85 249V250H82L80 253H83ZM123 252H122V254L125 253V252L124 253ZM160 252H163V253H160ZM76 253L79 254V252H76ZM133 253H131V254H133ZM201 253H202V255H201ZM6 254H8V255H6ZM37 254H36V257L39 256ZM69 254H67L69 257L70 256L72 257V255H75V254H70V255ZM83 254H80V257H78V258H77V256H78L77 255L76 256L77 260H80ZM153 254H154V252H153ZM153 254L151 253L150 254V257L148 256L150 259L149 258H146V260H144V261H146V263H151L150 260L151 261H154V259L156 260L158 257L157 258H154V257H156L155 256L156 254H154V255ZM236 254H238V253H236ZM43 255H42V257H43ZM48 255H49V253H48ZM126 255H125V257H126ZM133 255H135V254H133ZM232 255L231 254L230 255L229 254L228 255L226 254L225 257L222 258V260L219 259V261H217V262L219 263L220 261H222L221 263L226 264V263H228V261H226V260H228L227 257L230 258V256H232ZM14 256H16V255H14ZM237 256L238 255H236V258H238ZM257 256L259 257V259H258ZM42 257L40 259L43 260ZM58 257H60V254H58ZM151 257L154 258V259H152ZM1 258H2V253H1ZM12 258L15 259L13 257V255H12V257H9V260L12 259ZM56 258L57 257H55V259L53 261L51 260V263L50 264H62V263L63 264H66V263L67 264L68 263L69 264H72L75 261L74 260L75 256H73V260H72V258L68 260V257H67V261H65L62 258H60L58 261H55V260L58 259V258L57 259ZM82 258H84V257H82ZM130 258H134V257L130 256ZM130 258H128L127 261ZM1 260H4L5 262L10 263L7 258L6 259L2 258ZM63 260L65 262H62ZM257 260H259V261H257ZM131 261H133V260L131 259L129 262H131ZM135 262L138 263V261H135ZM242 262L244 263L243 260H242ZM262 262H261V264H262ZM137 263H135V264H137ZM144 263H141V264H144ZM126 264H128V262ZM197 264H199V263H197Z\"/></svg>",
	"mask_w": 264,
	"mask_h": 264
}]
</instances>
